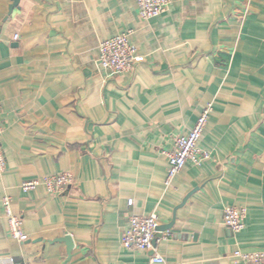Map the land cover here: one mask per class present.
Listing matches in <instances>:
<instances>
[{
  "label": "crops",
  "instance_id": "obj_1",
  "mask_svg": "<svg viewBox=\"0 0 264 264\" xmlns=\"http://www.w3.org/2000/svg\"><path fill=\"white\" fill-rule=\"evenodd\" d=\"M12 4L0 0V264H244L236 249L264 251V0H171L150 20L135 0ZM130 30L144 61L105 73L100 43ZM210 103L208 159L166 186L167 153ZM64 172L62 194L21 189ZM229 206L247 210L239 233ZM154 212L153 249L124 247L129 216Z\"/></svg>",
  "mask_w": 264,
  "mask_h": 264
},
{
  "label": "built area",
  "instance_id": "obj_2",
  "mask_svg": "<svg viewBox=\"0 0 264 264\" xmlns=\"http://www.w3.org/2000/svg\"><path fill=\"white\" fill-rule=\"evenodd\" d=\"M139 15L142 19L150 20L166 11L171 0H135ZM132 31L116 35L100 43L98 61L100 68L105 73L117 74L132 71L136 65L143 62L145 57L140 54L136 45L130 41ZM18 36L16 35V38ZM213 104L210 103L202 111L193 129L187 135H179L175 139V146L167 153L168 171L165 180L166 186H170L174 178L185 168L188 162L201 165L209 157V154L200 147V140L207 126ZM2 127L0 124V167L6 166V156L1 139ZM75 179L72 173L64 172L48 175L42 179H33L21 184L24 192H29L44 187L49 194L59 195L64 193L72 185ZM133 199L128 204L133 205ZM4 215L9 223V234L11 237L25 241L29 237L23 229V220L14 213L11 198L5 195L1 199ZM247 210L245 207L229 206L224 210L223 221L234 233L241 232L245 227ZM128 229L123 236L124 247L144 251L153 249L156 241L159 217L157 213L149 215L131 214L128 220ZM234 257L240 259L244 264H264V251L244 252L236 249ZM153 261L157 264H184L182 262H169L161 254H155ZM23 264H31L25 261Z\"/></svg>",
  "mask_w": 264,
  "mask_h": 264
},
{
  "label": "water",
  "instance_id": "obj_3",
  "mask_svg": "<svg viewBox=\"0 0 264 264\" xmlns=\"http://www.w3.org/2000/svg\"><path fill=\"white\" fill-rule=\"evenodd\" d=\"M19 1H20V0H13V4H12V5L10 6V8H9V15H11V13H12L14 7L18 5ZM9 15H8V16H9ZM8 16L6 17V19H8ZM159 228H160V227H158V229H159ZM64 241H66V242L69 244V246H72V245H73V241H72V239H71V237H70L69 235H66V236L64 237Z\"/></svg>",
  "mask_w": 264,
  "mask_h": 264
}]
</instances>
